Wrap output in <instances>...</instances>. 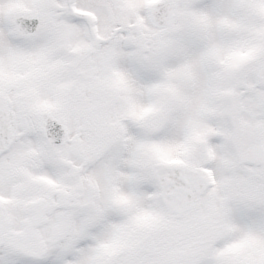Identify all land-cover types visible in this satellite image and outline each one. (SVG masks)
<instances>
[{"label": "snow or ice", "instance_id": "6c2138e0", "mask_svg": "<svg viewBox=\"0 0 264 264\" xmlns=\"http://www.w3.org/2000/svg\"><path fill=\"white\" fill-rule=\"evenodd\" d=\"M0 264H264V0H0Z\"/></svg>", "mask_w": 264, "mask_h": 264}]
</instances>
